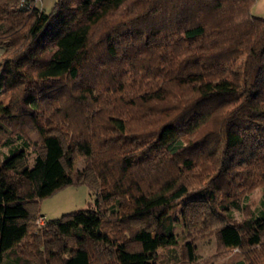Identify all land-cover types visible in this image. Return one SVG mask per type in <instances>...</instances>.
Segmentation results:
<instances>
[{
    "label": "trees",
    "instance_id": "16d2710c",
    "mask_svg": "<svg viewBox=\"0 0 264 264\" xmlns=\"http://www.w3.org/2000/svg\"><path fill=\"white\" fill-rule=\"evenodd\" d=\"M256 3L0 0V264H192L196 235L264 264ZM79 185L94 202L38 228L41 201ZM177 204L196 227L181 251Z\"/></svg>",
    "mask_w": 264,
    "mask_h": 264
},
{
    "label": "rangeland",
    "instance_id": "374dc122",
    "mask_svg": "<svg viewBox=\"0 0 264 264\" xmlns=\"http://www.w3.org/2000/svg\"><path fill=\"white\" fill-rule=\"evenodd\" d=\"M45 1V3H44ZM56 0H42L39 7L42 8L45 12H50L54 6ZM1 55V52H0ZM11 100V96H2L0 97V102L4 105H8ZM8 152L7 148L0 149V159L2 154ZM34 156H31V161ZM95 194L92 192L89 186L79 185V186H69L66 187L54 195L47 197L41 201L40 211L41 215L46 218V220H55L62 218L63 215L75 212L86 210L90 204L94 202ZM264 200V191L263 188L258 187L250 191L249 200L247 202L250 210L256 212L257 209L262 208V201ZM181 204H177L171 214H176L178 216V227H177V238H178V249H181L186 245L189 239V235H192V238H195V233L190 231V228L194 226L190 223H185L184 219L181 218ZM264 208V207H263ZM234 215L237 219L243 220L245 214L242 212L234 211ZM193 222V221H192ZM197 231V229H196ZM190 235V236H191ZM201 235H196V239L193 240L195 245V255L197 260L192 264H205L207 261L214 262L215 264H227V262L234 258L235 255L239 254V251H234L232 254L229 252V255L225 257H220L219 246L215 236H205L200 238ZM159 253L165 254L167 251L165 249H160ZM15 258L14 255H12ZM225 258L224 262L222 261ZM211 260V261H210Z\"/></svg>",
    "mask_w": 264,
    "mask_h": 264
},
{
    "label": "built area",
    "instance_id": "2783aa9c",
    "mask_svg": "<svg viewBox=\"0 0 264 264\" xmlns=\"http://www.w3.org/2000/svg\"><path fill=\"white\" fill-rule=\"evenodd\" d=\"M27 1H28V5H29L28 8L39 7L40 3L42 2V0H31V2H29V0H22V3L23 2L27 3ZM45 224H46V218L45 217L40 218L37 222L38 228L44 227Z\"/></svg>",
    "mask_w": 264,
    "mask_h": 264
},
{
    "label": "crops",
    "instance_id": "0c3cea01",
    "mask_svg": "<svg viewBox=\"0 0 264 264\" xmlns=\"http://www.w3.org/2000/svg\"><path fill=\"white\" fill-rule=\"evenodd\" d=\"M254 13L257 16H264V0H257V3L254 8Z\"/></svg>",
    "mask_w": 264,
    "mask_h": 264
}]
</instances>
